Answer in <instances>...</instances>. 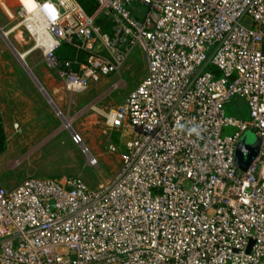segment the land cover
Here are the masks:
<instances>
[{"label":"built area","instance_id":"1","mask_svg":"<svg viewBox=\"0 0 264 264\" xmlns=\"http://www.w3.org/2000/svg\"><path fill=\"white\" fill-rule=\"evenodd\" d=\"M93 1L89 15L78 0H31L21 18L73 94L143 50L145 78L106 114L127 159L95 189L75 177L0 189V264H264V0ZM62 45L77 53L64 63ZM233 98L249 122L225 116ZM248 130L261 148L243 173Z\"/></svg>","mask_w":264,"mask_h":264},{"label":"rangeland","instance_id":"2","mask_svg":"<svg viewBox=\"0 0 264 264\" xmlns=\"http://www.w3.org/2000/svg\"><path fill=\"white\" fill-rule=\"evenodd\" d=\"M21 14L23 6L19 0H0V30L7 34L15 52L24 56L21 62L0 35V95L11 106L19 99L33 98L31 89L36 84L27 74L26 64L36 78L37 74L46 73L47 84L43 85L39 78L38 81L54 107L36 87L35 93L42 97V102H36L35 109L45 114L43 124L49 123L51 132L28 143L27 147L18 142H10L7 147L6 143L5 152L0 154V189L11 190L30 177H75L95 189L111 180L127 159L125 133L112 128L106 114L116 110L145 78V54L140 47L135 48L118 73L92 84L84 92L73 94L66 90L56 71L47 67L42 53L34 49ZM57 97L60 101L55 100ZM223 110L226 117L250 121L249 108L243 99H231ZM235 131L226 127L224 136L233 135ZM74 134L81 137L82 145L74 143ZM254 135V131L248 130L240 140L251 143ZM91 159L96 160L95 165L90 164Z\"/></svg>","mask_w":264,"mask_h":264},{"label":"crops","instance_id":"3","mask_svg":"<svg viewBox=\"0 0 264 264\" xmlns=\"http://www.w3.org/2000/svg\"><path fill=\"white\" fill-rule=\"evenodd\" d=\"M36 76L43 85L47 84L48 77L46 76V73H42V75L37 74ZM36 87L31 89L33 94L31 100L28 98H22V101L19 99V102L15 105L12 103V106L7 104V102H4L5 100L1 97L2 93H0V117L4 127L7 147L10 142H18L20 145H23L24 143L27 147L28 143L38 141L44 137L45 134L51 132L49 123H46V125L45 123L43 124L45 114L42 113V111L39 113V111L35 109V103L37 102L41 104L42 102V97H39V95L35 93ZM20 95L21 94L19 93V96ZM19 96H15V98L18 99ZM55 100L60 101V98L57 97ZM14 102H16L15 99Z\"/></svg>","mask_w":264,"mask_h":264},{"label":"water","instance_id":"4","mask_svg":"<svg viewBox=\"0 0 264 264\" xmlns=\"http://www.w3.org/2000/svg\"><path fill=\"white\" fill-rule=\"evenodd\" d=\"M0 35L4 38L6 43L9 45L10 49L15 52L14 48L12 45L8 42L7 40V34L3 33L0 30ZM17 58L23 62L24 56L16 53ZM25 70L28 73V75L33 79L34 83L36 86L39 88L41 93L44 95V97L49 101L51 105L54 107L53 101L50 99L48 96L47 92L44 90L43 86L40 84V82L37 80V78L34 76L33 72L31 69H29L26 64H24ZM57 113L59 112L57 108H54ZM60 115V112H59ZM260 148H261V139L255 134L254 139L251 143H247L245 140H240L236 152H235V164L237 168L243 172L247 173L251 166L254 164V162L257 160L259 153H260Z\"/></svg>","mask_w":264,"mask_h":264},{"label":"trees","instance_id":"5","mask_svg":"<svg viewBox=\"0 0 264 264\" xmlns=\"http://www.w3.org/2000/svg\"><path fill=\"white\" fill-rule=\"evenodd\" d=\"M80 4L85 9L86 13L92 15L97 9V5L93 0H78ZM98 25L102 26V21H98ZM104 32H108V27L102 26ZM77 55L75 49L68 45H62L57 51V56L60 62L64 63L66 61L72 60ZM83 58V54L80 55ZM6 150V136L4 132V127L2 121L0 120V154Z\"/></svg>","mask_w":264,"mask_h":264},{"label":"bare ground","instance_id":"6","mask_svg":"<svg viewBox=\"0 0 264 264\" xmlns=\"http://www.w3.org/2000/svg\"><path fill=\"white\" fill-rule=\"evenodd\" d=\"M19 1H20L21 5H22L24 8H26L27 10H30V9H31V0H26L25 2H23V1H21V0H19ZM64 120H65L67 123H69L67 119L64 118ZM65 126H66V127H69V124H66Z\"/></svg>","mask_w":264,"mask_h":264},{"label":"clouds","instance_id":"7","mask_svg":"<svg viewBox=\"0 0 264 264\" xmlns=\"http://www.w3.org/2000/svg\"><path fill=\"white\" fill-rule=\"evenodd\" d=\"M190 132H191V133H197V134H198V132H197V129H196V128H192V129H190Z\"/></svg>","mask_w":264,"mask_h":264}]
</instances>
